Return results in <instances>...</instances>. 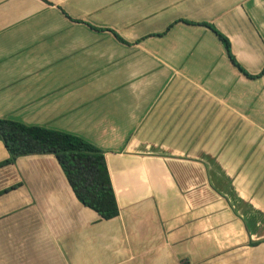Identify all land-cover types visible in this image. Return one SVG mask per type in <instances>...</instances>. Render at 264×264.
Listing matches in <instances>:
<instances>
[{"label":"crops","instance_id":"crops-1","mask_svg":"<svg viewBox=\"0 0 264 264\" xmlns=\"http://www.w3.org/2000/svg\"><path fill=\"white\" fill-rule=\"evenodd\" d=\"M202 22L261 72L264 0H0V118L98 147L117 206L17 156L0 264H264V72Z\"/></svg>","mask_w":264,"mask_h":264},{"label":"trees","instance_id":"trees-1","mask_svg":"<svg viewBox=\"0 0 264 264\" xmlns=\"http://www.w3.org/2000/svg\"><path fill=\"white\" fill-rule=\"evenodd\" d=\"M63 13L69 17L63 10ZM70 18V17H69ZM78 21L79 19H74ZM193 23V22H192ZM157 34H163L171 26ZM218 38L222 48L235 67L245 73L233 59L228 39L211 24L202 22ZM114 36L124 40L115 32ZM264 72L250 75L255 77ZM0 141L6 150L7 158L0 166L12 163L17 156L28 154H51L75 199L83 206L93 210L100 218L110 219L117 215V206L109 176L105 166L103 152L90 142L67 132L37 125L0 118ZM9 185L0 190V194L12 189Z\"/></svg>","mask_w":264,"mask_h":264},{"label":"rangeland","instance_id":"rangeland-1","mask_svg":"<svg viewBox=\"0 0 264 264\" xmlns=\"http://www.w3.org/2000/svg\"><path fill=\"white\" fill-rule=\"evenodd\" d=\"M0 151H1V148H0ZM2 157H1V155H0V159H1ZM56 164V163H55ZM47 165V164H46ZM50 165H52V164H49V165H47L48 167V169H51V167H49ZM3 169L4 170H6L4 167H3ZM8 170V169H7ZM0 175H2V170L0 171ZM6 182V180H2V177L0 176V190L1 189H3V186H5V185H7V183H5ZM2 194V193H1ZM0 194V195H1ZM5 200H7L6 198H5V196H4V198L3 197H1L0 198V203L1 202H4ZM16 208V207H15ZM1 209V208H0ZM5 209V208H4ZM8 211H11V210H9V209H5V210H0V214L3 216V217H8L9 215H12V214H14V213H18V211H15V212H8Z\"/></svg>","mask_w":264,"mask_h":264}]
</instances>
